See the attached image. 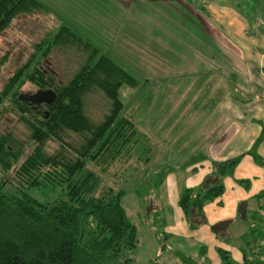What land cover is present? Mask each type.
<instances>
[{"label": "rangeland", "instance_id": "rangeland-1", "mask_svg": "<svg viewBox=\"0 0 264 264\" xmlns=\"http://www.w3.org/2000/svg\"><path fill=\"white\" fill-rule=\"evenodd\" d=\"M38 2L41 4L39 10L19 14L0 32V91L20 67L30 62V68L32 65L39 67L53 79L54 84L68 83L89 55L83 45L58 42L51 44L46 56L33 57L37 44L49 39L61 25L68 29L65 31L66 36L72 38L74 36L69 33H75L93 45L99 53L109 55L135 76L137 84L134 87L121 86L119 97L124 104L123 115L135 123L138 142L133 145L128 158L122 155L107 165L88 162L87 166L99 176L98 191L109 187L124 190L122 205L137 228L136 247L126 251L133 264H185L179 253L189 255L192 264H213L209 252H198V247L204 243L196 236L187 237L177 232H168L174 219L175 199L177 197L178 200L181 190L202 184L205 176L212 173L213 168H207V164L221 157H228L237 148L235 144L226 143L227 139L223 140V136L218 134L216 123L219 120L215 118L219 117L220 112L217 105L211 99L205 100L207 96H193L200 75L194 76L183 71L173 73L156 68L157 63L165 64L168 61L170 67L179 66L182 54H188V57L190 55L189 49L179 51L178 56L174 54L173 49L165 46L164 39L167 38L162 37L163 33H168L165 27L160 23L151 25L149 22L150 17L157 14L153 10L158 9V14L164 11L163 14L172 15L171 10L175 13L177 3L167 0ZM259 2L260 0L254 1L255 11L262 8ZM174 24L180 26L173 18L172 25L168 27ZM146 27L149 29H144ZM256 29L259 28L256 26ZM261 31L258 46L264 48V22ZM156 34L162 36H155ZM158 74L168 77L151 79L148 83L146 78L150 75L155 78ZM227 75L229 76L228 71L222 77L227 91L235 92L240 99L246 97L247 93L242 91L240 85L235 86V82L229 80ZM208 80L210 79L207 77ZM190 82L194 87L187 85ZM211 87L212 85H208L206 91ZM222 89L223 96L225 88ZM38 91V86L23 81L19 92L25 97H32ZM8 103L2 107L0 134H7L12 141V145H9L11 150L20 148L22 154L19 162L9 171L0 170V178L15 176L17 164H21L27 153L36 146L31 138V129ZM83 108L88 119L96 124L108 114L110 100L101 89L93 87L83 96ZM253 109L255 106L249 110ZM219 118L223 120L225 114ZM61 137L67 147L49 138L43 141L42 149L57 158L74 159L68 146L78 148L83 143V135L63 130ZM205 157L207 164L203 161ZM242 162L240 170L245 164L246 172H253V175L242 179L236 173L230 177H237L235 181L245 188L251 184L250 177H255L257 183L263 185L262 190L252 196V207L248 206V200H243L247 206L239 204L233 215L221 220L224 221L225 231H213L228 246L239 244L247 247L249 255H252V252H264V157L259 152L246 153ZM200 174L202 177L199 182H190L194 175ZM203 217H206L205 210ZM263 258H260L262 262Z\"/></svg>", "mask_w": 264, "mask_h": 264}, {"label": "trees", "instance_id": "trees-1", "mask_svg": "<svg viewBox=\"0 0 264 264\" xmlns=\"http://www.w3.org/2000/svg\"><path fill=\"white\" fill-rule=\"evenodd\" d=\"M39 7L38 0H0V32L19 14L32 13ZM65 31L66 26H59L49 39L37 44L33 57L46 56L51 44L58 42L83 45L89 55L67 84H54L39 67L30 68V62L20 67L0 91V116L3 105L9 102L36 142L17 164L15 176L0 178V264H133L126 251L136 247L137 228L122 205L124 190L109 187L98 191L99 176L87 163L101 166L122 155L130 157L138 136L133 120L122 113L119 89L123 85L134 87L137 78L88 41L73 32L69 34L74 37L66 36ZM23 81L33 83L38 90L54 91V106L36 104L21 94ZM93 87L101 89L110 100L108 114L96 124L83 108V96ZM63 130L84 137L78 148L68 146L74 159L57 158L42 149L43 141L49 138L67 147L61 137ZM263 138L264 127L249 154L256 152ZM9 145V136L0 134L3 172L14 167L22 154L20 148L11 150ZM242 157L240 154L213 161L212 173L205 176L202 184L181 190L177 204L190 227L205 222L204 206L222 195L223 178L233 175ZM211 228L217 231V225ZM218 253L224 264H231L226 251L218 248ZM253 253L256 254L252 252L253 258L248 260L243 252L244 261L264 264ZM179 254L185 264L193 263L190 256Z\"/></svg>", "mask_w": 264, "mask_h": 264}, {"label": "crops", "instance_id": "crops-1", "mask_svg": "<svg viewBox=\"0 0 264 264\" xmlns=\"http://www.w3.org/2000/svg\"><path fill=\"white\" fill-rule=\"evenodd\" d=\"M168 1L177 3L178 7L175 13L174 10H171L172 15H165L163 14L164 11L162 14H158V9H156L157 11L153 10L157 14L152 15L149 22L151 25L160 23L159 25L165 27L167 34L164 31L163 36L159 34L155 36L167 38L164 39L165 46L173 49L174 54L176 53L178 56L179 51L185 52L189 49L190 55L188 57V54H182L183 59L179 66L170 67L168 61V64L157 63L156 68L173 73L183 71L194 76L200 75L199 84L195 87L193 96H207L205 100L211 99L217 105L220 112L219 117L223 116V113L225 114L223 120L219 117L215 118V120H219L216 123L218 134L223 136V140L227 139L226 143L237 145L235 151L233 150L228 157H221L217 161L240 154H243L244 157L264 127V48L258 46V38L264 22V0H260L259 4L262 8L257 11L254 10L255 0ZM160 3L164 4L163 2ZM247 7L252 8V10ZM173 18L180 26L174 24L172 27H168L172 25ZM256 26L259 29H256ZM144 29H149V27ZM175 29L177 32H174ZM226 71L229 74L227 78L233 83L235 82V86L240 85L242 91L247 93L246 97L240 99L235 92L230 91L229 93L227 91L225 82L222 83V77ZM167 77L165 74H158L155 75V78L154 75H150L149 78L161 80L162 78L167 79ZM207 77L210 80L207 81ZM232 77L234 80L231 79ZM187 85L192 86V83ZM208 85H212V87L206 91ZM222 88H225L223 96ZM252 106H255L253 111L249 110ZM256 152L264 157V138L257 146ZM206 159V157L203 159L205 164L208 163ZM242 159L237 164L233 174L237 173L238 177L245 179L249 175H253V172L247 173V165L245 164L241 166L244 168L240 170L239 167L243 163ZM210 167H212L211 162L207 164V168ZM194 176L190 182L196 184L201 180L202 174ZM250 178L252 179L251 184L245 188L235 181L237 177L225 176L223 180L224 192L204 206L205 222L193 228L190 227L178 206L175 196L174 219L168 227V232H177L187 237L196 236L198 240L204 243L203 246L198 247V252L201 254L209 252L213 264H224L222 258L217 255L219 254L218 248L228 253L231 264H247L244 261L243 252L248 256V260L253 258V256L250 257L248 248L239 246V244L232 247L228 246L217 238V234L211 226L218 224L217 230L225 231L224 221L221 220H224L223 218L228 215H233L239 204L247 206L243 200H248V206H253L251 198L262 190L263 185L257 183L255 177ZM253 255L263 258L264 252L260 250L259 255L254 253Z\"/></svg>", "mask_w": 264, "mask_h": 264}, {"label": "water", "instance_id": "water-1", "mask_svg": "<svg viewBox=\"0 0 264 264\" xmlns=\"http://www.w3.org/2000/svg\"><path fill=\"white\" fill-rule=\"evenodd\" d=\"M30 98H31V101L35 102L36 104L45 102L47 104L54 106L56 95H55V92L52 91L51 89H43V90H39L36 96L30 97Z\"/></svg>", "mask_w": 264, "mask_h": 264}]
</instances>
